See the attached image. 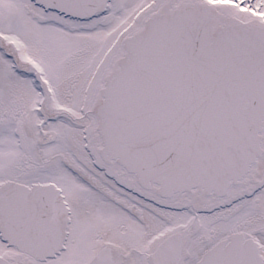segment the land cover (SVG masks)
Wrapping results in <instances>:
<instances>
[{
	"label": "snow or ice",
	"instance_id": "1",
	"mask_svg": "<svg viewBox=\"0 0 264 264\" xmlns=\"http://www.w3.org/2000/svg\"><path fill=\"white\" fill-rule=\"evenodd\" d=\"M0 264H264V0H0Z\"/></svg>",
	"mask_w": 264,
	"mask_h": 264
}]
</instances>
